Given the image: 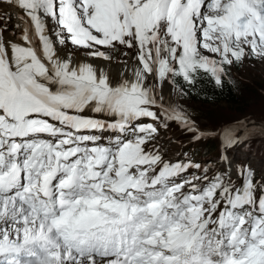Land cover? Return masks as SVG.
Masks as SVG:
<instances>
[{
    "label": "snow or ice",
    "instance_id": "6c2138e0",
    "mask_svg": "<svg viewBox=\"0 0 264 264\" xmlns=\"http://www.w3.org/2000/svg\"><path fill=\"white\" fill-rule=\"evenodd\" d=\"M0 3L20 12L0 17V264H264L255 171L209 177L153 144L169 121L203 136L165 82L222 87L228 66L264 63V0ZM121 47L117 75L87 60ZM216 137L228 160L264 123Z\"/></svg>",
    "mask_w": 264,
    "mask_h": 264
},
{
    "label": "rangeland",
    "instance_id": "374dc122",
    "mask_svg": "<svg viewBox=\"0 0 264 264\" xmlns=\"http://www.w3.org/2000/svg\"><path fill=\"white\" fill-rule=\"evenodd\" d=\"M6 5V4H5ZM7 8V6H6ZM10 10L9 8H7ZM7 34V33H5ZM126 49V48H125ZM128 55L124 56L120 62H134V50L126 49ZM115 52V51H113ZM112 53V52H111ZM114 59L118 58L115 53L111 55ZM114 60H112L113 62ZM120 62H113L119 63ZM227 72L231 77L233 83L237 86L238 90L242 94V97L247 100L246 112L242 114H236L233 109L229 108L225 104H217L212 107V112L204 111L201 109L198 103L187 101L179 96V92L172 84L165 82L163 84V92L166 100L170 97L174 106L182 107L195 121V126L201 131L205 130L213 132L211 129H217V132L222 125L230 123L238 118L248 117L254 120L257 124L264 123V63L255 59H245L243 62L233 64L231 67H227ZM209 114L206 120L204 116ZM206 125H216L213 128L206 127ZM159 130L173 135H178L181 132L187 133L188 131L178 122L169 121L168 126L164 127L157 124ZM204 128V129H203ZM209 129V130H208ZM216 132V133H217ZM202 138V137H201ZM193 137L188 138L191 141ZM256 144H250L248 148H238L230 150L233 154H228L229 158H238L239 161L245 160L248 167L255 168L259 171V174L264 178V141L259 139L253 140ZM221 144V143H220ZM193 145V143H190ZM257 145V147H255ZM219 165V164H218ZM237 173V172H235Z\"/></svg>",
    "mask_w": 264,
    "mask_h": 264
},
{
    "label": "trees",
    "instance_id": "16d2710c",
    "mask_svg": "<svg viewBox=\"0 0 264 264\" xmlns=\"http://www.w3.org/2000/svg\"><path fill=\"white\" fill-rule=\"evenodd\" d=\"M175 84L183 90L181 91L182 98L187 101L198 103L201 109L204 111L212 112V107H214L215 105L225 104L230 109L234 108L233 111L236 114H242L246 112L245 107L247 106L248 102L242 97V94L238 90V85L236 86L233 83L229 74L225 79L222 87L216 86L211 77L203 72L200 73L195 85H188L180 77L176 78ZM208 117H210L209 114H206L204 116V119L206 120ZM208 126L213 128L216 125ZM211 142H213L214 144V147L212 148H210L208 145ZM198 144L202 149L201 156H208L210 154V151L216 150L218 141L216 139L209 138L206 142H198ZM192 146L193 145H190L189 147ZM249 150L252 151L251 149ZM217 153L218 151L216 152V154Z\"/></svg>",
    "mask_w": 264,
    "mask_h": 264
},
{
    "label": "bare ground",
    "instance_id": "6f19581e",
    "mask_svg": "<svg viewBox=\"0 0 264 264\" xmlns=\"http://www.w3.org/2000/svg\"><path fill=\"white\" fill-rule=\"evenodd\" d=\"M4 6H5V8H6V6H7V8L10 9L9 11H12V9L10 8V6L5 5V4H4ZM18 15H20V12H19L18 10H16V11L13 13V16H18ZM17 22H19V21H17ZM17 32H19V29H17ZM6 35H7V34H6ZM87 60H88L89 62H94V63H96V64H98V65L104 67L105 70H106V71H109L112 75H117L118 70H119V68H120V66H121L119 63H113L112 61H111V62H108V61H104V60L99 59V58L87 57ZM127 63L132 64L133 62H127ZM217 130H218V129H217ZM217 130H216V132H217ZM212 133H213V132H212ZM238 171H239V170L237 169V170H233V171L231 172V173H232V180H233V182L235 181V179H239V178L237 177L236 173H235V172H238ZM262 176H263V175H262Z\"/></svg>",
    "mask_w": 264,
    "mask_h": 264
}]
</instances>
